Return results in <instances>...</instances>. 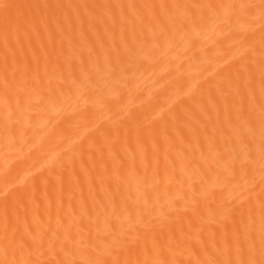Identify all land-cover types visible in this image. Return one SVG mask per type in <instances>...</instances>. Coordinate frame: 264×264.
<instances>
[{"label": "bare ground", "instance_id": "1", "mask_svg": "<svg viewBox=\"0 0 264 264\" xmlns=\"http://www.w3.org/2000/svg\"><path fill=\"white\" fill-rule=\"evenodd\" d=\"M0 264H264V0H0Z\"/></svg>", "mask_w": 264, "mask_h": 264}]
</instances>
